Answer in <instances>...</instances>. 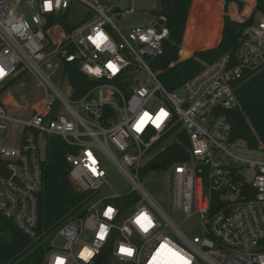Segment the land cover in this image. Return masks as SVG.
<instances>
[{
  "label": "built area",
  "instance_id": "built-area-1",
  "mask_svg": "<svg viewBox=\"0 0 264 264\" xmlns=\"http://www.w3.org/2000/svg\"><path fill=\"white\" fill-rule=\"evenodd\" d=\"M104 1L51 0L46 10L45 0H0V85L23 70L41 90L25 115L0 100V167L8 171L0 172V212L27 237L38 236V139L56 136L69 148L65 159L74 187L88 196L79 211L46 236L43 264H56L58 258L63 264H94L104 251L102 264H151L161 244L188 264H264V145L233 137L226 115L238 105V84L264 67V15L253 11L256 0L239 18L249 20L239 27L233 46L173 90L151 65L169 38L166 17L153 15L150 23L124 33L111 18L134 8L108 14ZM22 6L28 10L22 12ZM78 6L85 10L72 21ZM100 32L107 39L97 47L89 37ZM67 62H75L96 83L80 95L70 83L73 92L66 95L61 85ZM109 62L117 72L107 67ZM161 110L167 116L157 126L153 121ZM145 112L151 120L138 132ZM172 130L185 134L189 154L166 167L172 172L169 203L184 219L194 220L189 235L140 182L156 144ZM107 161L130 181L131 190L97 196L107 183ZM205 186L216 194L213 210ZM123 197L129 202L119 200ZM109 208L113 211L105 216ZM141 214L152 221L148 231L136 223ZM102 226L107 231L100 239ZM86 248L93 253L87 260L81 255Z\"/></svg>",
  "mask_w": 264,
  "mask_h": 264
},
{
  "label": "trees",
  "instance_id": "trees-1",
  "mask_svg": "<svg viewBox=\"0 0 264 264\" xmlns=\"http://www.w3.org/2000/svg\"><path fill=\"white\" fill-rule=\"evenodd\" d=\"M191 1L158 0V7L150 10L152 15H164L165 25L169 29V38L163 44L162 54L151 62L152 67L158 70L160 81L169 90L178 88L205 63L211 62L229 50L235 42L241 24L249 20L240 22L225 17L223 36L215 46L209 47L215 43L217 33L212 34L211 32V35L201 38L198 36L200 39L197 40V45L208 48L198 50L192 56L179 60L178 51ZM225 1L227 3L237 1L239 5L242 4L240 0ZM253 11L264 15V0H256ZM196 16L195 12L191 13L188 24L195 25L193 22L195 23ZM65 20L66 15H62L60 22L68 29ZM69 26L72 25L69 24ZM227 29H232L233 38L225 35ZM24 73L25 71L19 70L11 80L0 85V95L7 88L20 82ZM64 73L67 74L76 95L82 94L96 83L95 80L80 72L75 62H67ZM235 93L238 99L237 107L226 110V115L232 125V136L245 139L250 146L257 143L264 145V67L256 70L249 79L240 82ZM156 145L151 158L152 162L142 167V174L153 163H159V167L166 168L173 162L186 159L189 154V144L185 134L175 130L165 134ZM68 149L59 137L53 136L47 139L46 160L41 162L42 180L37 192L36 229L38 236L36 238L27 237L0 212V264H43L48 248L44 241L46 236L69 215L84 206L88 192L78 191L69 177L70 168L65 159ZM204 189L211 198L210 210H213L216 194L208 190L206 186ZM119 200L124 202L129 199L123 197Z\"/></svg>",
  "mask_w": 264,
  "mask_h": 264
},
{
  "label": "rangeland",
  "instance_id": "rangeland-1",
  "mask_svg": "<svg viewBox=\"0 0 264 264\" xmlns=\"http://www.w3.org/2000/svg\"><path fill=\"white\" fill-rule=\"evenodd\" d=\"M241 5L237 1L226 2L225 0H192L186 18L185 30L180 42L178 51V59L183 60L192 56L198 50L206 49V47L198 46L197 40L213 33L215 43L209 47L215 46L224 33V18L229 17L231 20H239L243 13L249 9L252 0H240ZM132 6L133 11L122 12L120 15H113L111 20L115 26L127 33L129 27L146 25L153 19L150 10L158 7V0H105L104 7L111 14L113 9L126 10ZM111 7V8H110ZM22 12L28 10L27 7L20 8ZM85 9L82 6L76 8V12L72 13L70 19L77 21L81 19L80 13ZM218 10V12H216ZM196 13L195 25L188 24L191 13ZM217 19L215 20V17ZM191 18V17H190ZM192 22V20H191ZM186 36V37H185ZM200 36V38L198 37ZM185 37V38H184ZM188 38V39H187ZM188 55V56H187ZM41 90L36 84V80L25 73L22 75L21 81L7 88L1 95L0 100L7 105L9 110L25 115L30 113V106L35 104L37 98L40 97ZM106 171V181L97 192V196L104 194H112L114 191L120 194L131 190L130 181L123 175L119 169L110 162H104ZM172 179L170 169L163 167L149 168L140 176L141 185L152 196L156 203L169 215L171 220L178 225L179 229L189 235L194 220L184 219V215L179 210H171L169 203V185ZM197 264H208L203 260H199Z\"/></svg>",
  "mask_w": 264,
  "mask_h": 264
},
{
  "label": "snow or ice",
  "instance_id": "snow-or-ice-1",
  "mask_svg": "<svg viewBox=\"0 0 264 264\" xmlns=\"http://www.w3.org/2000/svg\"><path fill=\"white\" fill-rule=\"evenodd\" d=\"M49 6L52 7V2L51 0H48ZM91 39V38H89ZM142 39H146L145 37H142ZM93 43L95 44V42L93 41ZM97 47H99L100 45H96ZM107 67L109 69H111L114 73L118 71L116 65H114L113 63L109 62ZM0 74H4L2 72H0ZM167 116V113L164 112V110H161L160 114L157 115L155 121H153L154 123H156L157 126H159V124L157 123V121H162L165 117ZM151 120V116L149 113L145 112L143 113V115L140 117V120L138 121L137 125H136V131H141L145 124ZM91 155V154H89ZM95 163V161H93ZM93 171H95V169H93ZM112 212V209H108L106 212H104L105 216H110ZM141 217H147L148 220V226L145 227L143 224L140 223V219ZM136 223L144 230V231H148V229L150 227H152V221L150 220V218L147 216V214H141L139 217H137L136 219ZM103 228V226H102ZM107 229H105V233H106ZM99 237L100 239L104 238V235H102L101 233H99ZM87 249H84V251L81 253L82 256H84V252H86ZM122 252H127V254L131 255L132 254V250L128 249L127 251H125V249L122 247L121 248ZM156 258V264H183V261H186L185 258L179 253L176 252L174 250H172L171 248H168L167 245L165 244H161L160 245V249L155 253V255L153 256ZM152 257V258H153ZM152 264V261H151Z\"/></svg>",
  "mask_w": 264,
  "mask_h": 264
},
{
  "label": "water",
  "instance_id": "water-1",
  "mask_svg": "<svg viewBox=\"0 0 264 264\" xmlns=\"http://www.w3.org/2000/svg\"><path fill=\"white\" fill-rule=\"evenodd\" d=\"M225 35L228 36L229 38H233L232 29L225 30ZM61 89L68 96H70L73 92V88H72L67 76L64 78V80L62 82ZM46 146H47V139L44 136H40L38 139V147H39V156H40L41 162H44L46 160ZM159 166H160L159 163L151 164V168H157ZM0 172H3L6 175L8 174V171L3 169L2 167H0ZM247 190H248V184H245L242 191H241V194L245 195ZM105 255H106V251L102 252V254L99 256V258L97 259V261L94 264H102V260L105 257Z\"/></svg>",
  "mask_w": 264,
  "mask_h": 264
},
{
  "label": "clouds",
  "instance_id": "clouds-1",
  "mask_svg": "<svg viewBox=\"0 0 264 264\" xmlns=\"http://www.w3.org/2000/svg\"><path fill=\"white\" fill-rule=\"evenodd\" d=\"M57 4H59V0H57ZM51 8L52 7L49 6L48 0H45V9L46 10H51ZM89 38H91L92 42L94 41L96 45L102 44L107 39L106 35L103 32L98 33L95 37H89ZM145 38L147 39V37H145ZM158 39H159V37H158ZM94 71H95V73L97 75H99L101 70L99 68H96V69H94ZM0 72L3 73V69H0ZM2 75L3 74H0V76H2ZM157 123L160 124V121H157ZM112 211H113V209H112ZM140 223L143 224L145 227H147L148 223H149L148 220H147V217H141ZM105 229L106 228H104V227L103 228L101 227V229H100V233L102 235H104V236H105ZM124 249H125V251H127L130 248H124ZM83 255H84V259L87 260L93 255V253L87 249V251L84 252ZM56 264H63V261L58 258L57 261H56ZM152 264H156V258L155 257L152 258ZM183 264H188V262L187 261H183Z\"/></svg>",
  "mask_w": 264,
  "mask_h": 264
},
{
  "label": "crops",
  "instance_id": "crops-1",
  "mask_svg": "<svg viewBox=\"0 0 264 264\" xmlns=\"http://www.w3.org/2000/svg\"><path fill=\"white\" fill-rule=\"evenodd\" d=\"M185 37H186V36H185ZM185 37H184V38H185ZM187 39H188V38H187Z\"/></svg>",
  "mask_w": 264,
  "mask_h": 264
}]
</instances>
